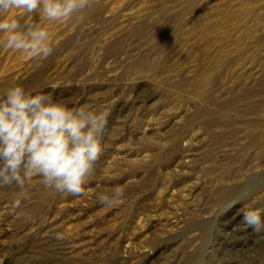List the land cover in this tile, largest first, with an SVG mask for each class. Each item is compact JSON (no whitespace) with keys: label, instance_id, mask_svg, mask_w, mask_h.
<instances>
[{"label":"rangeland","instance_id":"rangeland-1","mask_svg":"<svg viewBox=\"0 0 264 264\" xmlns=\"http://www.w3.org/2000/svg\"><path fill=\"white\" fill-rule=\"evenodd\" d=\"M22 12L6 15L39 24L54 51L23 55L0 33V97L51 94L105 112L107 128L87 195L37 177L13 212L18 189L0 186V264H264V231L242 221L264 208V0H95L82 21ZM117 187L119 203L98 202Z\"/></svg>","mask_w":264,"mask_h":264},{"label":"clouds","instance_id":"clouds-1","mask_svg":"<svg viewBox=\"0 0 264 264\" xmlns=\"http://www.w3.org/2000/svg\"><path fill=\"white\" fill-rule=\"evenodd\" d=\"M95 0H0V33L3 46L33 58L46 59L54 51L49 32L39 24L21 25L6 14H39L50 21L84 19L82 13ZM107 114L88 105L70 107L51 94H33L22 86L8 88L0 97V186L18 189L12 201L15 212L28 198L26 185L34 178L45 188L59 194L87 195L84 185L95 172L104 152L103 137ZM124 190L100 193L101 205L113 206L124 197ZM264 208L246 206L244 225L259 233L264 231ZM55 239L64 240L62 232Z\"/></svg>","mask_w":264,"mask_h":264},{"label":"bare ground","instance_id":"bare-ground-1","mask_svg":"<svg viewBox=\"0 0 264 264\" xmlns=\"http://www.w3.org/2000/svg\"><path fill=\"white\" fill-rule=\"evenodd\" d=\"M96 9V8H95ZM213 117V116H212ZM204 118V117H203ZM202 118V122H203V124H204V126H206V128L207 129H210V128H212L213 126H220V125H224L223 124V122H220L219 120L217 121V119H215V118H211V117H206V118H204L203 119ZM252 121H254V120H252ZM246 124H247V122H246ZM250 125L251 126H253L254 125V122H251L250 123ZM255 127H256V125H255ZM215 130V129H214ZM260 133H261V129L259 130H254L251 134H250V141L252 142V143H254V142H256V141H258L259 140V138L261 137V136H259L260 135ZM215 135V137L219 140V139H222V137L223 136H225L226 135V133H223L222 132V130L221 131H219V132H217V133H215L214 134ZM214 137V136H213Z\"/></svg>","mask_w":264,"mask_h":264}]
</instances>
